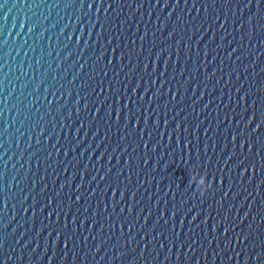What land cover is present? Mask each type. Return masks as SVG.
Returning a JSON list of instances; mask_svg holds the SVG:
<instances>
[{
	"label": "water",
	"instance_id": "1",
	"mask_svg": "<svg viewBox=\"0 0 264 264\" xmlns=\"http://www.w3.org/2000/svg\"><path fill=\"white\" fill-rule=\"evenodd\" d=\"M262 112L264 3L0 0V260L264 264Z\"/></svg>",
	"mask_w": 264,
	"mask_h": 264
},
{
	"label": "snow or ice",
	"instance_id": "2",
	"mask_svg": "<svg viewBox=\"0 0 264 264\" xmlns=\"http://www.w3.org/2000/svg\"><path fill=\"white\" fill-rule=\"evenodd\" d=\"M256 3H257V7H260V5L264 3V0H256ZM255 119H256V113L254 112L251 118L248 120V125H252ZM246 129H247V125H246ZM261 129H264V112L261 113L259 123H256L255 126L251 128L250 131L246 130L245 133L243 134L246 136V142L252 146H255L253 142V138H255V142L264 141V137L261 136ZM241 163H243V161H241ZM245 171H247V169H245ZM262 183H264V181H262ZM225 231H227V229ZM248 239H249L248 236H244L245 241H247ZM261 256H264V252H262L260 255L256 257L257 261L261 259ZM0 264H6V261L0 260Z\"/></svg>",
	"mask_w": 264,
	"mask_h": 264
},
{
	"label": "clouds",
	"instance_id": "3",
	"mask_svg": "<svg viewBox=\"0 0 264 264\" xmlns=\"http://www.w3.org/2000/svg\"><path fill=\"white\" fill-rule=\"evenodd\" d=\"M196 185L198 188L201 187V184L203 182V177L201 175H199L198 173H193L192 174V179H191ZM201 193L203 194V191H201Z\"/></svg>",
	"mask_w": 264,
	"mask_h": 264
}]
</instances>
